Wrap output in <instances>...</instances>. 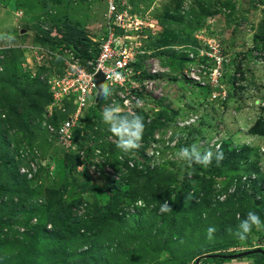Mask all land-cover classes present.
Here are the masks:
<instances>
[{
	"label": "rangeland",
	"instance_id": "1",
	"mask_svg": "<svg viewBox=\"0 0 264 264\" xmlns=\"http://www.w3.org/2000/svg\"><path fill=\"white\" fill-rule=\"evenodd\" d=\"M108 2L0 0V36L13 37L0 39V264H97L99 257L102 264H194L212 253L264 250V229L253 227L243 242L233 235L248 211L264 221V136L249 133L264 122V58L259 56L264 0H118L120 11L129 8V15L141 19V36L146 37L138 44L133 84L114 85L112 97L90 106L92 115L78 132L85 134L91 157L78 158L74 168L65 151L54 147L49 127L68 118L75 107L65 102L49 117V104L42 106L49 80L62 71L58 54L79 51L87 67L99 52ZM212 41L229 61L223 75L214 78L208 60L206 69L192 67L194 74L177 64L174 56L186 44H195L204 55ZM19 85L32 93L39 88L42 95L32 121L24 122L30 126L27 133L19 128L22 120L13 126L7 122ZM226 94L221 101L219 95ZM31 101L35 98L26 103ZM113 103L121 115L143 117L138 149L125 153L116 148L101 120L102 109ZM193 143L214 153L222 145L237 157L221 163L214 156L209 166L198 164L192 171L176 153ZM128 162L137 170L157 169L165 181H150L155 172L132 180ZM214 165L223 168L214 171ZM184 180L194 182L196 203H168L171 211L161 213L157 200L156 205L148 202L160 198V188L174 198L168 191L184 187ZM202 182L212 184L211 191L200 189ZM230 186L237 187V195L226 201L222 194ZM74 200L79 207L60 208ZM62 209L79 222L57 239L50 236V221ZM104 219L111 226L91 239L88 225ZM210 226L216 228L211 240L206 237ZM239 261L233 264H262L259 257ZM199 264L232 263L206 259Z\"/></svg>",
	"mask_w": 264,
	"mask_h": 264
},
{
	"label": "built area",
	"instance_id": "2",
	"mask_svg": "<svg viewBox=\"0 0 264 264\" xmlns=\"http://www.w3.org/2000/svg\"><path fill=\"white\" fill-rule=\"evenodd\" d=\"M118 0H109L107 4V22L106 28L100 45L98 47L97 55L88 66H84L82 59L71 52L58 54L60 57V67L62 69L60 75L53 80H49L50 90L52 93V103L48 106L49 114L52 116L54 108L61 109L65 102H70L75 107V111L71 113L68 118L61 120L55 127H49V133L55 144L60 149L64 150L67 155H74L77 158L85 159L83 156H90V148L87 146L84 134H79L76 137V130L81 127L84 119L89 114L91 104L94 102L96 96V86L93 81V76L97 72H101L104 77V83L111 84V81L106 77L112 71H117L123 74L124 79L117 82L115 85L124 87L125 85L133 84L135 72L133 65L136 61L138 53V44L141 39L146 36H141L144 32V23L141 19H135L134 15H129V8L119 10ZM134 19V20H133ZM200 53L196 57L190 56L191 63L184 69L192 70V67L199 66L200 62L195 60L206 59L209 62L211 75L216 78L221 75L224 58L221 56L220 45L216 41L208 43L207 48H204V55L197 48ZM259 56L264 58V50H260ZM185 77H183L184 80ZM186 79V82L189 80ZM212 87L211 85H208ZM221 87V86H220ZM226 95H219L221 101H225ZM215 98V95H213ZM152 156V152L150 154ZM91 157V156H90ZM93 162H98L91 159ZM130 168L134 165L128 162Z\"/></svg>",
	"mask_w": 264,
	"mask_h": 264
},
{
	"label": "trees",
	"instance_id": "3",
	"mask_svg": "<svg viewBox=\"0 0 264 264\" xmlns=\"http://www.w3.org/2000/svg\"><path fill=\"white\" fill-rule=\"evenodd\" d=\"M202 7H208V4L202 3ZM263 15H264V13H263ZM260 22H261L260 28L264 30V17H262V20H260ZM258 34H261V31H259ZM261 38L264 39V36H261ZM192 44H194V43H192ZM166 46H167V42L164 43V45H162L161 47H166ZM180 46H182V45H180ZM193 47H195V44L191 45V46L189 44H186L185 47L183 48L184 50L180 51L179 54H176V56H174L178 60L177 64L180 65V68L182 70L186 69L187 65H189L191 63L190 62L191 61V59H190L191 55L196 57L199 54V53H197V50L193 49ZM73 51H75V50L73 49ZM75 54L77 56H80L79 51H76ZM192 60H195L196 62H200V64H198V65L202 66V67H204L205 61H206L205 58L201 59V60H196V59H192ZM183 81L186 82V79L184 78ZM26 86L19 85V87L17 89L18 96H17V98L15 100L16 102L14 103V106L12 107V111L10 109L9 117L10 118L12 117V118L10 120H8L7 122L10 125L13 126L14 125L13 123L16 122V120H22L20 125H19V128H20V130L22 132H26L27 133V131L29 130L30 126L28 124L24 123V122H26V121L31 122L32 121L33 117L31 115L34 113V111H36L34 109H38V98H40V97L42 98V95H41V90L39 88L36 90V93H32V92H29V89ZM20 89H21V91H20ZM46 93H47L48 97L46 98L45 103L42 106L44 108L48 104L50 105L52 103V100H53L52 93H51V90H50V85H49V88H48V86L46 87ZM31 98H35V101H31L32 103L28 102V104H27L26 101L30 100ZM20 111H24V112L22 114H20L19 113ZM91 115H92V112H90V114L87 115V117H89ZM259 125H260V128H258ZM78 131H79V128L76 130V137L79 136V132ZM249 133L255 134V135L264 136V122L262 124H258L255 127H252L251 130L249 131ZM219 151L224 153V154H226L227 157L223 156V159H225L226 161L230 160V159H232L234 157H237V152H235L233 150L232 151H228L225 146L222 147V145H221V147H219ZM61 154H64V153H61ZM141 155L142 154H140V156ZM65 158L66 159L67 158L70 159V164L69 165L71 167L73 166L74 168H76V166H78V164H79L78 158H76V157L74 158V156H73V157H71L72 158L71 159L70 155H68V154L67 155L65 154ZM223 159L219 160V162L222 161L221 163H223ZM125 165H128V164H125ZM197 167H198V164H194L191 167V170L193 171V169H195ZM217 167H220V166L214 165V171L216 170ZM220 168H223V167L221 166ZM126 169H128V171L131 174V178L134 181H136V179L139 178L140 176H144L147 179V177L149 175H151V173H153V172H155L154 173L155 174L154 175V179H152L150 181H154L155 179H156L155 181L157 183H162V182L165 181L164 179H162V180L159 179L161 177L164 178V176L160 175L157 172V169H155V171L154 170L153 171H148L147 169H145V167L143 169H139V170H137L136 167L134 169H130L129 167H126ZM157 174L160 175V177H157ZM200 181H201L200 178L197 179L195 184L199 185ZM211 181H209V182L211 183ZM148 184H150V182H148ZM182 184L184 185V187H181L180 189L177 188L176 190L172 189V190L168 191V193L171 195V197L173 195H175L174 198H172V199L169 198L168 194H167V191H165L163 193L162 189L160 188V189L157 190L159 192V194H160V198H157V196H153L152 199H150L148 202L154 203L156 205L157 203L154 200H157L158 204H160L161 202L163 203L165 201V199H169L167 201L172 206L173 205L174 206L175 205L178 206L182 202H185L186 204L192 205L195 202V199H196V196H191V192L192 191L195 192L194 182L192 180H184ZM200 186H202V187H200V189L205 188L209 192V191H211L210 189L212 187V184H208V182H202V185L200 184ZM169 187H172V185H170V183H169V186L167 188H169ZM63 188H65V187H63ZM236 188L237 187H235V186H230V188H228L227 192L225 194H222L223 199L227 198L226 201H229L231 199L236 198V195H237ZM166 196H167V198H166ZM204 200L205 199H203V201ZM75 201L76 200H74L72 202H69L68 204L65 203V205L60 203L61 204L60 208H65V206L68 207V208H74V207L77 208V207H79V206H77L78 205L77 201L76 202ZM205 201L207 202L209 200L206 199ZM56 217H57L56 219H54V220L52 219L50 221L52 223V231H53V233L50 234V236H54L55 238L59 239L64 233L67 234V232L72 231L75 228H78V227H74V224L79 222L78 218L77 217H73V215L69 214L66 211V209H62L61 211H58ZM70 220L72 221L73 224L72 223L69 224ZM97 224H99V227L95 226ZM101 226H104V228H100ZM109 226H111L110 221H109L108 225L106 226V219H104L101 222H97V223L93 222V224L90 223L88 225V227H90V229H87V230H89L92 233L94 232L91 239H95L98 236H100L103 232L106 233V228H108ZM44 229L45 228H42V231ZM35 233H37V230L35 231ZM37 235L38 234H35L34 236H37ZM86 235H87V233H86ZM86 235H84V236L86 237ZM118 237L123 239V237L120 236L119 234H118ZM32 238H34V237L32 236ZM126 239H128V237ZM126 239H124V240H126ZM124 244H125L124 242L122 244L121 243L120 244H116L115 246L118 247L116 250L121 249V247H123ZM126 256L131 257L129 252L126 253ZM258 257L262 261L261 263L264 264V250H262V249H256V250H252V251H248V252H244V253H230V252L226 253L225 252L223 254L222 252H220V253L218 252V253H212L210 255H205V256L198 257L194 261V264H199V263H201V260H206V259L211 260L212 262L219 261V262H228V263H233V260H235V259H240V260L244 259L246 261H249V260L250 261H252V260L254 261V259H255V261H256L258 259ZM97 264H102V258L101 257H99V261H98Z\"/></svg>",
	"mask_w": 264,
	"mask_h": 264
},
{
	"label": "clouds",
	"instance_id": "4",
	"mask_svg": "<svg viewBox=\"0 0 264 264\" xmlns=\"http://www.w3.org/2000/svg\"><path fill=\"white\" fill-rule=\"evenodd\" d=\"M5 38L8 40L13 39V37L11 36H0V39H5ZM193 49L197 50L196 45L195 47H193ZM59 58L60 57L57 56V59ZM228 65H229V61L223 60V68L221 70V75L224 74V72L226 71L225 68ZM106 79L111 81V84L101 83L99 84L96 90V94H98L104 100H108L110 97L113 96L114 85L117 82L123 80L124 76L120 72L112 71L111 73L108 74ZM136 103L137 106H139L142 103V101L137 100ZM94 104H95V99H94ZM101 120L107 126V131L115 138V146L117 149L127 153L131 150L138 149L140 147V142L142 140L143 131L145 127L144 120L141 115L135 112L131 113L130 115H121L120 107L113 103L102 109ZM214 156L217 161L223 159V153L220 152L219 150H217L215 153L213 152L212 149L201 151L197 143H193L190 146L181 147L176 153V157L180 161H182L185 164V166L188 168H191L194 164H200L204 167H207L212 163ZM126 167L128 166L125 165V168ZM131 169H134V167ZM249 180H252V178L248 179V181ZM263 187H264V183H263ZM169 211H171V208L167 200H165L163 203H160L161 213H166ZM253 227H255L257 230L264 229V221L261 220L260 216L257 213L253 211H248L245 218L242 219L238 224L237 229L233 233V235L239 241L243 242L247 239V235L252 231ZM229 231L232 230L229 229ZM215 232H216V228L214 226L208 227L206 231L207 239L211 240Z\"/></svg>",
	"mask_w": 264,
	"mask_h": 264
},
{
	"label": "water",
	"instance_id": "5",
	"mask_svg": "<svg viewBox=\"0 0 264 264\" xmlns=\"http://www.w3.org/2000/svg\"><path fill=\"white\" fill-rule=\"evenodd\" d=\"M23 33V32H22ZM93 81L95 83L96 86V90L97 87L99 86V84L104 83L105 81V77L101 72H97L94 76H93ZM100 96L98 94H96V98H95V104H97L100 100ZM85 135V134H84Z\"/></svg>",
	"mask_w": 264,
	"mask_h": 264
},
{
	"label": "crops",
	"instance_id": "6",
	"mask_svg": "<svg viewBox=\"0 0 264 264\" xmlns=\"http://www.w3.org/2000/svg\"><path fill=\"white\" fill-rule=\"evenodd\" d=\"M238 253H240V252H238ZM240 261H241V262H247V263L249 262V261H246V260H244V259H242V260H240ZM240 261H239V262H240ZM239 262H238V263H239ZM227 263H228V262H227ZM232 264H233V263H232Z\"/></svg>",
	"mask_w": 264,
	"mask_h": 264
}]
</instances>
